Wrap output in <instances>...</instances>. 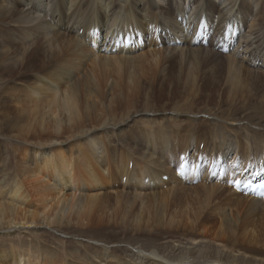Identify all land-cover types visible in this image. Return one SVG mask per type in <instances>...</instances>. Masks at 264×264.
I'll return each mask as SVG.
<instances>
[{
	"label": "bare ground",
	"instance_id": "1",
	"mask_svg": "<svg viewBox=\"0 0 264 264\" xmlns=\"http://www.w3.org/2000/svg\"><path fill=\"white\" fill-rule=\"evenodd\" d=\"M24 1L26 5L18 12V2L14 1L13 10L8 9L13 1L3 0L8 17L0 20V33H6L10 28H18L23 35V38L16 39L18 42L15 41L20 49L19 59L7 66V77L12 80L9 92L17 111L15 124L10 127L16 138L25 142L19 153L20 167L0 182V227L21 225L26 228L29 225L38 226V221H42L49 228L63 223L78 227L102 223L106 226L104 230L107 233L104 235L108 241L121 239L125 246L138 247L140 252L147 254L146 257L133 258L126 248H116V256L110 254L111 250L110 253L105 250L103 264H263L264 200L243 196L236 190L227 195V189L220 188L225 175H221L222 172L218 169L221 170L223 163L226 164L232 154L242 156V151L239 150L241 142L237 134L232 135L229 131L222 133L223 128L220 125L209 130V140L213 148L221 153L223 162L214 159L215 171H205L202 179L201 168L195 170L191 167L190 171L186 168L185 181H182L175 173V167L179 166L178 161H171L190 146L193 150L197 149L198 144L193 145V142L201 133L200 128H195L193 121L186 118L198 114L183 115L173 109L170 111L172 117L161 119L158 108H146L144 116L153 119H149L147 125L144 122L140 124L143 125V133L148 136V166L153 169L145 167L136 173H127L123 169V162H126L127 157L123 154L113 157L109 165L116 171L115 175H120L125 186L130 182H137L134 196H125L123 191H107L106 187L111 185L114 175L106 166H101L103 158L108 154L102 142L91 138V143H81L77 148L64 144H68L77 131H82L80 123L83 106L81 108L74 89L75 82L72 81L73 72L77 73L82 68L81 61L86 64L83 78L88 83L97 86L111 80L112 89L118 90L123 99L145 98L147 104H155L154 97L160 91L159 86H176L178 81L175 83L171 77L179 65V75H184L189 82L192 99L200 100L207 91L200 80L198 81V69L201 67L198 64H204L210 54L212 57L215 54L208 51H213L211 44L208 47L199 45L200 49L196 50L189 47L196 46L193 40L205 39L208 33L215 32L225 36L227 40L224 44L227 47L231 48L236 44L239 48V52L231 48L232 52L223 57L226 68L224 71L222 68L219 74L221 72L225 85H229L231 89H242L251 82L254 84L252 80L247 82L246 70L244 72L237 58L245 61L247 53L248 59L253 57L250 47L257 27L255 21L260 14L258 6L261 0H100L107 6L109 14L100 19L94 12L91 13L94 15L93 21L98 24L97 28L93 26L89 29L88 38L93 39L92 50L79 42L75 54L61 62L44 55L43 57L40 47H37L38 37H32V34L39 36L45 31L51 32L48 28L57 34H65L61 31L64 25L70 24L72 17L83 7L93 6L96 2L71 0L70 4L73 6L69 7L70 14L66 15V0ZM173 2L181 6V23L172 19ZM116 7H119V12H116ZM38 10L42 11V16L38 15ZM192 17L195 37L190 41L186 40L180 27L186 26L183 23L185 18ZM250 17L254 19L248 20ZM205 19L211 29L209 32L196 27L200 20L204 22ZM248 21L253 23L247 26ZM261 22L260 29L264 31V16ZM190 24L189 22L187 25ZM107 25L114 27V32L120 34L118 44L124 41L121 49L116 50L115 43L112 45L115 50L112 54L116 57H110V63L99 57L96 51V39L101 30L102 33L105 30V36L107 35ZM145 31L148 36L155 38L156 43L162 45L158 59L149 69L145 68L140 58L130 57L132 52L126 50L132 39L140 42ZM177 40L183 41L181 46H177ZM263 42L264 33H261L260 44ZM2 49L0 42V56ZM241 50L244 51L242 56L239 55ZM110 66L116 81L111 76ZM23 72L32 74L30 79L22 76ZM259 81L260 86L264 87V77L259 78ZM218 100L219 97H216L214 103ZM167 103L159 108L165 110L171 106ZM174 114L176 117H173ZM164 121L170 129L172 126L177 129L170 134L167 127L161 126ZM232 121L239 123L237 120ZM261 126H255V131L245 137L244 145L249 144L245 166L264 161V133H261L264 128L260 129ZM188 138L192 139L191 144H188ZM171 140L181 143L172 144ZM186 164L188 167L187 162ZM146 172L155 178V182L150 183L153 186L150 194L141 193L142 188L149 187L141 180ZM164 174L167 175V180L162 179ZM211 175H214L215 184L207 187L210 185ZM194 178L202 182L201 186H187V179ZM257 180L254 181H262ZM104 190L107 191L106 194L103 193ZM201 194L205 196L200 204L196 197ZM152 212L156 213V220L155 216L151 217ZM111 221L115 225L113 228L108 226ZM117 230L120 231L117 233ZM179 237H185L191 242L190 246L197 249L196 256H191L188 251L165 259L160 256L156 260V256H149L156 253L160 255L157 252L161 251L157 244L160 240H174ZM202 241L236 255L208 254L214 245L203 247L196 244ZM203 249L208 250L207 255H200ZM46 259L40 261L33 254L12 246L0 251V264H75L55 254L49 257V261Z\"/></svg>",
	"mask_w": 264,
	"mask_h": 264
},
{
	"label": "rangeland",
	"instance_id": "2",
	"mask_svg": "<svg viewBox=\"0 0 264 264\" xmlns=\"http://www.w3.org/2000/svg\"><path fill=\"white\" fill-rule=\"evenodd\" d=\"M12 1V5L9 6L8 9L11 8L14 10V8H12L14 1L19 3V7L16 8V11H22L23 5H26L24 0ZM66 1L64 13L69 15V7L73 6V4H70L71 0ZM94 1L96 3L93 6L90 5L83 7L75 15V17H72V22L70 24L64 25L61 31L65 32V34H57L51 28H48L51 32L45 31L39 36L32 34V37H38L37 42L39 45L37 44V47H40L39 49L43 53L41 54L40 52L42 56L44 55L48 58H54L59 62L69 59L71 55H74L77 51V44H79V42L86 46L88 50H92L93 46L91 44L93 43V39L90 40L88 38L89 29L90 27L93 28V26L94 28H97L98 24L97 22L93 21L94 15L91 13L94 12V14L100 19L106 17L107 14H109L108 8L103 2L101 3L100 0ZM261 4L263 6H261ZM171 6L172 19L177 22L180 17L179 8L181 6L179 4H175L174 2L171 3ZM258 7V12L260 14L257 16V20L255 21L257 27L252 36L253 44L250 47L251 55H253V57L251 56L250 59H256L257 56L258 59L256 62H254V64H251L248 58L245 61H242V58L240 57L237 58V61L244 68V72L246 70L245 74L247 82L251 80L254 81V84L251 82L250 85L244 86L242 89H231L229 85H225L224 81L222 80L223 76L221 72L219 74V71L222 68L224 71L226 68V65H224L225 60L223 59V57L226 56L210 50L208 51L215 54V56L212 57V55L209 53L210 55L208 56V59L204 61V64H198V67L201 66L200 69H198V81L200 80L199 82L204 85V88L207 91L205 96L203 94L200 100L198 98L192 99L193 95L190 84L186 81V77L184 75H179L178 65L171 77V79L173 78L175 80V83L178 81L176 86L171 85L167 88H160L159 86L158 90L160 91L154 97L155 104H147L145 98L138 99L137 97H134L129 100L123 99L122 94L118 90L112 89L111 80L104 82L103 85L102 83L97 85L98 87L94 86V84L88 83L83 78L86 64L84 61H81L82 68L77 73L73 72L72 81L75 82L74 89L81 104V108L83 106L81 119L82 122L80 123L82 131H77V133L74 134L75 136L72 137L73 139L71 138L68 144H66V142H64V144L65 146H75L74 148H77L81 143H91L92 141L89 142L91 138L95 141L102 142V144L106 147L108 154L106 158H103L101 166H106L109 169V172L114 175L113 182L111 185L106 187L107 191H123L125 196H134L137 187V182H130L128 186H125V184H123L121 181L120 175H115L116 171L114 168L112 166L111 168L109 167L113 157H117L121 154H123L124 157H127L126 162H123V169H126L125 171L127 173H136L145 167L149 170L153 169L148 166L150 164V151L147 140L148 136L143 133V125L141 126L140 124L144 122V124L147 125L149 124V119H153L152 117L149 118V116H144L146 108H150V106L158 108L157 110L158 113H160L161 119L172 117L170 111L173 109L179 111L183 115L190 113L198 114L194 117H190L189 115L186 119H191L195 128H200L201 133L194 140L193 145L195 143L196 145L198 144L197 147H199L203 152L201 155H198L199 151H197V149H191L192 147L190 146L187 151L184 152V157L185 161L188 163V171H190L191 167H194V159L195 162H198L202 165V167H200L201 179L205 171H208V153L213 154L211 156L213 161L215 159V161L223 162L221 153L218 151V149L213 148L209 140L211 134H209L208 131L214 128L215 125H220V127L223 128L222 133H227L229 131L228 133L232 135H234V133L237 134L239 136L238 140L241 142V147H239V150L242 151V156H238L236 153L232 154V156L229 157L230 160H228L226 164L223 163L221 170L218 169L220 173L222 172L221 175H225L222 186L220 187L221 190L223 188L227 189V195L234 190L231 185L228 184V181L234 179L237 175L236 172L231 169V166L235 162L239 165V167L245 166V161H247L248 155L247 146H249V144L244 145L246 140L245 137L247 134L250 135L251 131H255V126L262 125L260 129L264 128V87L260 86L261 84L259 81V78L261 79L264 77L261 76L264 75V71H260V68L264 70V60L262 59L264 58V42L260 44L261 33H264L263 29H260V24L262 23L261 21L264 16V0H261ZM26 8L27 7H25V9ZM36 9L39 8L36 7ZM115 10L116 12L120 11L119 7H116ZM38 12V15L42 16V11L38 10ZM169 15H171V13ZM7 17L8 14H6L5 3L3 0H0V20L6 19ZM253 19L254 17H250L248 20ZM198 23L202 24L205 22L200 20ZM252 23V21H248L246 25L248 26ZM102 24L105 23H101V25ZM107 27L109 30L106 31L107 35L105 36V30L103 33L101 30L100 36L96 39V51L99 57L110 63V57H116V55L107 52L103 45L106 43V49L109 48L111 50L114 48L112 45L115 43L116 50L121 49L117 42L120 34L118 32H114V27H110L109 25H107ZM196 27L200 26L197 25ZM22 28H24V26H22ZM180 29H182V32H184L186 35V40L191 41L194 39L195 33L192 31V28H188V25L187 27L182 25ZM19 32L21 31L18 28H10L8 32L6 31V33H0V42L3 46L2 54L0 56V182H3L4 179H7L9 175L14 174L18 167H20L19 153L20 149L25 146V142L17 139L11 129V127L15 124L14 122L16 120L17 111H15L16 105L12 101V98H10L11 93L9 92V89L12 85V80L7 77L9 75L7 73V66L13 62H16V59H19L18 57L20 49L17 46L18 44L15 43V41L18 42L16 40L17 38L18 40L23 38L22 33ZM190 32H192V35H190ZM219 38L222 39L223 43H225L227 40L225 39V36L215 32L208 33L205 39L208 40L209 44L216 43L215 45H217L219 44ZM176 43H180L182 45L183 41L177 40ZM135 45H137V47ZM159 45L160 43H156L155 38L148 36L147 31H145L142 40L140 42L139 40L131 41L128 44V48L126 50L129 53L132 52V56L130 57L140 58L144 62L145 68L149 69L150 65L152 64L153 66L159 57L161 49L156 50V47ZM189 48L191 50L200 49L197 45ZM231 48H233L236 52H239V48L236 47V44H234ZM206 51L207 50H205V52ZM242 53H244V51L241 50L239 55L242 56ZM195 64L196 63L194 62V65ZM261 64H263L262 67ZM110 70L113 80L116 81L115 76H113L112 67ZM26 74H29V76ZM22 76H27L30 79L32 74L28 72H25L24 74L23 72ZM169 90L170 93H168ZM216 97H219V100L214 103V99ZM167 102H169L171 106L166 107L165 110L163 108H159L162 107V105L168 104ZM173 117H176L175 114ZM178 118L181 120L185 119V117ZM232 120H237L239 123H235ZM163 123L164 124L161 126L167 127L170 134L173 130L177 129V127L173 126L172 129H170L167 122L164 121ZM194 133L197 134V132ZM261 133H264V131L261 130ZM188 140V144H191L192 139L188 138ZM171 141L172 144L176 145L181 143V141ZM160 155L163 156V153H160ZM179 156H177V158L173 159L171 162L174 163L178 161L179 164ZM197 156L199 157L196 161ZM214 166L211 172L215 171ZM237 171L240 172V169ZM211 176L210 185L207 187H212L215 184L214 175ZM146 177L148 180L145 183L144 178ZM141 180L145 185L149 186L142 188L141 193L150 194L153 187L150 183L155 182L154 176H151L150 173L147 174L146 172ZM194 180L199 181L198 178H194L192 180L187 179L186 183H190ZM201 184L202 182H195L194 184H187V186L198 187L201 186ZM155 186H158V184H155ZM107 191L104 190L103 193L106 194ZM158 192H161V190ZM204 196V194H201V196L196 197V200L201 204ZM151 217H154V220H156V213L152 212ZM37 224L38 226L27 225L28 227L26 228L21 225L10 226L8 228L0 227V251L8 249L9 246H12L14 248L27 251L29 254H33L35 258L40 261L43 259L45 260V258H47L46 260L49 261V257L52 254H55L65 258V260L70 263L75 262V264H103L102 259L105 250H107L109 253L111 250L110 254L116 256L115 250L119 249V247L126 248L129 251V255L133 258H142L147 256V254L140 252L138 247H131L130 245L125 246L121 239L108 241L104 235L107 233L104 230L106 226L102 223H94L87 227H78L72 224L63 223L58 227L50 228L47 227L45 223H42V221H38ZM108 226L110 228L115 227L112 221ZM119 231L120 230H117L116 232L118 233ZM205 243L207 242L202 241L201 243L196 244H199L200 246L207 245L210 247L214 245L212 243L210 245ZM157 244L161 249V251H157L160 253V255H158V253L155 255H149L150 257L156 256V260L160 256L165 259L172 255H178L183 251L184 253L188 251L191 256L192 254L196 256L195 253H197V249L191 247V242L185 237H179L178 239L174 240L163 239ZM26 248L29 249L27 250ZM191 250H193V252ZM207 251L208 250L203 249V253L200 252V255H207ZM209 252L212 255H236V253H229L228 250L216 245L212 246L211 250L208 251V254Z\"/></svg>",
	"mask_w": 264,
	"mask_h": 264
}]
</instances>
